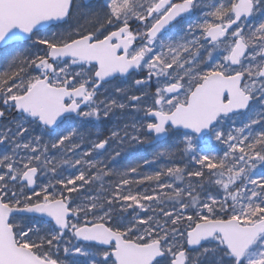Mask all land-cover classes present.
I'll list each match as a JSON object with an SVG mask.
<instances>
[{"label": "snow or ice", "instance_id": "obj_1", "mask_svg": "<svg viewBox=\"0 0 264 264\" xmlns=\"http://www.w3.org/2000/svg\"><path fill=\"white\" fill-rule=\"evenodd\" d=\"M91 3L0 0V51L32 41L43 52L32 59L13 56L0 71V119L7 109L20 117L15 131H0V145H11L0 158V264H264V171H257L264 170V21L249 23L264 14V0H103L101 12L84 8ZM81 16L88 27L63 28ZM130 21L140 27L130 30ZM49 28L63 30L37 35ZM72 66L80 70L73 73ZM130 70L147 73L135 87L157 84L153 104L143 109L149 122L133 123L135 135L127 126L123 135L112 130L77 155L83 125L128 106L97 95L107 78ZM116 92L138 111L147 96ZM235 117H243L239 126ZM227 119L234 126L225 133L218 126ZM32 125L39 135L30 134ZM145 127L149 135L141 137ZM177 133L182 151L199 166L186 176V168L166 166L129 179L141 165L121 172L94 158L110 143L135 147ZM208 139L222 147V156L207 148ZM121 156L114 150L106 160L116 164ZM62 165L78 174L63 178ZM46 173L51 179L36 191L37 178ZM111 176L119 179L101 183L97 196L75 204L73 193ZM144 182L155 185L151 194L133 191ZM145 210L152 214L140 218ZM29 216L35 218L31 225L18 223ZM37 220L55 228L41 235ZM66 233L71 239L61 259Z\"/></svg>", "mask_w": 264, "mask_h": 264}, {"label": "rangeland", "instance_id": "obj_2", "mask_svg": "<svg viewBox=\"0 0 264 264\" xmlns=\"http://www.w3.org/2000/svg\"><path fill=\"white\" fill-rule=\"evenodd\" d=\"M103 3V0H100L99 2V5L97 7L98 10H102L101 8V5ZM196 16H199V12L197 11L195 13ZM129 23H132L133 26V31L137 30L140 26L138 25L137 22L135 21H130ZM182 24H185L186 26V22L185 21H182L181 22ZM142 30V29H141ZM197 35H199V32L196 33ZM42 51V50H41ZM224 53H221L220 54V58H222V55ZM207 55V52L202 50V53H201V58L205 57ZM80 69L76 66H72L71 68V72H76V71H79ZM147 75L146 73V70L145 71H140L139 75L137 78H129V79H125V80H121V81H114L108 85H105L103 86L100 90L101 92V95L105 94V93H111L113 94V92L116 91V88H122V87H125V86H128V85H132L133 89H136V90H139L138 92V95H143V94H147L146 96V103H144L143 101H140V104L142 107H147V106H150L153 104V100L150 99L149 97V91L152 90V89H155L157 87V84L156 83H152L150 86H145V87H135L134 86V81L138 78H141V77H145ZM153 84H155V87H153ZM101 95H99L98 99L100 98L101 99ZM1 109L2 110H5L3 109V106L0 105ZM86 110V109H84ZM114 111H119V109H116ZM12 112L13 110L12 109H7L6 110V116H10V119L6 122H3L0 124V131H3L5 128H9L11 127L13 129V131H15V124L18 123L20 121V117L18 115H12ZM144 116V114H143ZM243 119V117H237L235 119V126H239L240 124V121ZM106 119L102 118L100 121H96L94 122V124L92 126L90 125H83L81 127V131L83 132V134L85 135V140L86 138H91V140H95L97 139L98 137V134L100 133L101 129L100 127L98 126V124H96L97 122H103L105 121ZM234 126L233 124V119H227L225 120L224 122H222L221 125H219L218 127H220L225 133L228 132L230 130V128H232ZM98 127V128H97ZM30 134L31 135H39L40 134V129L37 128L35 125H32L30 127V130H29ZM176 134H171L170 137H169V141L168 142H164L163 145L156 149V151L154 152L153 151V155L152 157L154 158L158 153L160 152H164L166 153L165 156H162L160 157L158 160H156L155 163H149L147 165L144 164V167H143V171H141L144 175H149V174H153L155 171H158L160 170L161 168H164L166 166H169L170 165V161L171 159H169V151L170 149L173 147L174 143L176 144L178 141H180L179 139H176L175 137ZM28 139V136H25L21 142H23L24 140H27ZM45 140H47L48 138L47 137H44ZM86 142V141H85ZM85 142H82V145H81V148L77 150V155H79L80 153L86 151L84 149V144ZM207 143V148L211 147L212 145L215 146L217 148L218 151L221 152V154H223V149L222 147L214 140V139H208L206 141ZM205 145V141L204 143L202 144V146ZM212 146V147H213ZM11 147V145H0V158H2L3 154H5V152L7 151V149H9ZM121 147H124L127 151H125L124 153H122V155H128L129 153H132L136 158L138 157H141L142 155H144V152H142V146L141 145H137L135 147H129L128 144L125 142L123 145H117L116 143H110L107 147V149L102 152L101 155H97L95 156L94 158L97 159V160H105L106 162V165H107V160L106 158L109 156L110 153H114V150H120ZM182 147L184 149L185 147V144L182 142ZM10 154V153H9ZM21 155H23V153H21ZM68 157H72L73 159H75V157L72 156V153H67L66 154ZM185 157H189L187 154L184 155ZM222 156V155H221ZM186 157V158H187ZM50 158H51V154H50ZM153 158L151 159H148L149 161L153 160ZM190 158V164L192 165L191 162L192 159L191 157ZM132 159H134V157H132ZM110 167H115L111 162H109L108 164ZM193 166V165H192ZM64 171L62 173V177L67 179V178H74V176L76 174H78L77 172H75L73 169L71 168H68L67 166L65 165H62L61 166ZM79 167V166H77ZM194 167V166H193ZM118 169V167H116ZM0 171H3V170H0ZM95 171V170H93ZM258 172H261V171H264L262 169H257ZM205 175L207 176L208 175V171H205L204 172ZM136 177H138V174L136 175ZM49 179H51V174L50 173H46L45 175L43 176H39L37 178V184H36V187H35V190L36 191H40V187L43 185V184H46L49 182ZM167 179V178H166ZM194 181H198L199 178H192ZM79 183V182H78ZM101 183H103V185L106 187V184L104 183V180L103 182L101 181H97L95 184L93 185H85L83 188H80L78 190V192L76 193V196L72 199L73 201L75 202V204H81L83 202H86V198L87 197H95L98 195V192L97 190L101 187ZM177 184H179V182H176ZM181 187L183 185H180ZM60 186L57 185V188H59ZM155 187V186H154ZM153 187V188H154ZM152 188V189H153ZM17 192L20 191V185H19V182H17V186H16V189H15ZM211 191L215 192L216 191V186H213L211 189ZM152 192H150L149 194H151ZM27 195H31L32 193H26ZM75 194V193H73ZM65 195H67V193H65ZM203 195V194H201ZM222 195V193H221ZM75 204L73 206H75ZM171 205V202H166L165 205H163L164 207L169 208ZM116 213L119 214L120 212V207L118 206L117 209H115ZM152 213L151 212H148L147 210H145L144 212H140L139 213V216L140 218H145L147 215H151ZM127 215L129 216V218H131V215H132V210H129ZM72 219V222H76V218H71ZM89 219H91V217H89ZM34 219H23L22 221H20L18 219V223H22V225H31L32 222H33ZM37 223V226L40 227L42 229L41 231V235H44L45 232L49 229H54V227L49 223H45L44 221L42 220H37L36 221ZM79 223L83 224L84 223V217L81 216L80 217V220H79ZM71 239V233H66L65 234V237H64V241L61 243L60 245V252L58 253V255L60 256L61 259H66V257L64 256V253H63V247L65 246V244L67 243V241ZM72 243L73 244H77L78 242H76L74 239H72ZM78 246H84L83 244H80L78 243ZM190 256H195L196 255V250L192 251L191 253H189ZM164 262V261H162ZM165 262L167 263V261L165 260Z\"/></svg>", "mask_w": 264, "mask_h": 264}, {"label": "trees", "instance_id": "obj_3", "mask_svg": "<svg viewBox=\"0 0 264 264\" xmlns=\"http://www.w3.org/2000/svg\"><path fill=\"white\" fill-rule=\"evenodd\" d=\"M99 5L98 3H93L91 5H84V8L87 10L89 7L91 8L92 11H97V12H101L102 10H98L97 7ZM77 24L79 25H84L85 27H88V17L86 16H81L79 18H73L71 20H69L68 24L64 25L63 28H67L68 25H72L73 27H75ZM131 25V23H130ZM63 30L62 28H51L45 32H41L38 33L37 35L40 36H45V35H51L52 32L55 31H61ZM33 39H35V37H33ZM37 55H43V52L41 51L40 48L36 47L33 45L32 41H29L27 43L24 44H16L12 49H4L3 51H0V71H3L4 69H6L10 59L13 56L16 57H20V58H27V59H32ZM204 58V57H203ZM202 58V59H203ZM202 67H204L202 65ZM31 75H35L37 74L35 72V70H32L30 72ZM138 76H134L133 78H137ZM131 79V78H130ZM121 89H126L128 90V94L132 95H138L139 90L133 89L132 85H128L125 87H122ZM109 97H113L119 100V102L122 103H127L128 106L123 109V110H119V111H115V114L111 117L106 119L103 122H107V123H111L113 126L110 127H103L102 130L104 132H111L112 130H119L121 132V135H123V130L125 129V126H127V131L129 133H131L132 135H135L136 133L133 131L131 125L133 123H136L138 126L143 124L145 125L147 123L146 119L144 118L143 114V109L144 107L141 106L140 102L138 105V108L140 109L139 111L137 110V107H133L132 103L127 101V98L125 96H122L121 94L117 93L116 91L113 92V94L111 93H105L101 96L100 100H105L106 98ZM237 117H235L236 119ZM110 124V125H111ZM139 135L141 137L145 136L144 130L142 132L139 133ZM176 139H179L180 141H178L176 144L174 143L173 147L170 149L169 151V159H171V161L169 162L170 165L169 166H180V167H184L186 168V172H185V176L187 175L188 171H196L199 169V166L196 165L194 162H191L190 164V156L189 157H185L184 155H186L182 150V142H183V137L180 134H176L175 135ZM169 141V138L166 142ZM163 145V144H162ZM162 145H160L159 147L155 146L152 147L151 150L149 151V153L142 155L141 157L136 158L132 153H129L128 155H122L121 158L119 159V162L116 164H113L115 167H110L108 164L110 161H107V167L109 168H114L117 169L116 167H118L117 170L123 172L126 171L127 168L129 167H135L137 165H141V167L138 169V172L135 174H129V179H140L142 176H144V174L141 172L143 171V167H144V160H148L153 158V151L155 152L156 149L160 148ZM200 145V144H199ZM201 147H203L202 145H200ZM213 146V145H212ZM209 147L208 149L210 151H212L213 154L215 155H222L220 151L217 150V148L215 146L213 147ZM120 150L122 151V153H124L125 151H127L124 147H121ZM132 157H134V159H132ZM128 159L126 163H122L123 159ZM208 171L207 169L203 170ZM138 174V177H136V175ZM195 178V177H194ZM119 177L116 176H111V177H105L104 178V183L106 184V187L112 182V181H116L118 180ZM154 184H149L148 182H144L143 184H139L136 185L133 188V191H139V192H145L148 191L149 193L152 192V188L154 187ZM76 196L75 194H72V197L74 198ZM119 206V204H117L115 206V209H117ZM186 214H191V212H188ZM164 262H162V264H167L165 262V260H162Z\"/></svg>", "mask_w": 264, "mask_h": 264}, {"label": "flooded vegetation", "instance_id": "obj_4", "mask_svg": "<svg viewBox=\"0 0 264 264\" xmlns=\"http://www.w3.org/2000/svg\"><path fill=\"white\" fill-rule=\"evenodd\" d=\"M260 21H264V14H260V15H257V16H255V17H253L251 20H249V23L251 24V23H259ZM130 27H132V26H130ZM234 30V29H233ZM202 59V58H201ZM153 87H155V84H153ZM154 90L155 89H152V90H150L149 91V98L150 99H152L153 100V95H154ZM101 90H99L98 91V95H97V99H98V97H99V95H101V92H100ZM102 96V95H101ZM100 96V97H101ZM98 100H100V98L98 99ZM141 101H143L144 103H146V98L145 99H143V100H141ZM147 122H149L148 120H146ZM96 124H98V126L100 127V129H101V131H100V133L98 134V137L99 138H101V139H103V138H105V137H107V136H109L110 135V132H104L103 130H102V128L103 127H110V126H113L111 123V125L109 124V123H107V122H97ZM146 125V124H145ZM98 128V127H97ZM144 133H145V136L146 135H149L148 133H147V130H146V127H145V129H144ZM86 142H85V144H84V149L87 151V150H89V148H90V141H91V138H86V140H85ZM163 143H159V144H156V145H154V146H149V144H146V145H141L142 146V152H144L145 154H147V153H149V151L151 150V148L152 147H155V146H157V147H159L160 145H162ZM105 151V150H104ZM103 151V152H104Z\"/></svg>", "mask_w": 264, "mask_h": 264}, {"label": "water", "instance_id": "obj_5", "mask_svg": "<svg viewBox=\"0 0 264 264\" xmlns=\"http://www.w3.org/2000/svg\"><path fill=\"white\" fill-rule=\"evenodd\" d=\"M96 1H98V0H92V2H96ZM85 5H87V4H85ZM130 30H131V28H130ZM41 31H44V30H41ZM40 31V32H41ZM25 42H28V41H21V42H18L17 44H22V43H25ZM137 73H139V71H136V70H130V74H127V75H120V74H114V76L113 77H110V78H107V81L105 82V83H103V85L104 84H107V83H109V82H112L113 80H115V79H125V78H127L128 76H130L131 74H137ZM82 108H83V106H82ZM13 115H18L15 111H13ZM8 118L5 116L4 118H2V119H0V123L1 122H3V121H5V120H7ZM179 132L180 133H182L183 132V130L181 129V130H179ZM167 139V138H166ZM166 139H162L161 141H159V142H156V143H150L149 145L150 146H153V145H156V144H158V143H161V142H163V141H165ZM203 141L204 140H201V141H198L199 143H203ZM35 186L36 185H34V188H35ZM29 191V190H28ZM29 217H31V216H29ZM49 222H51V221H49ZM53 225H54V222H51ZM54 227H55V225H54ZM79 243H82V244H84V242H79ZM195 249H192L191 251H194ZM190 251V252H191Z\"/></svg>", "mask_w": 264, "mask_h": 264}, {"label": "bare ground", "instance_id": "obj_6", "mask_svg": "<svg viewBox=\"0 0 264 264\" xmlns=\"http://www.w3.org/2000/svg\"><path fill=\"white\" fill-rule=\"evenodd\" d=\"M127 160H128V159H125V158H124V159L122 160V161H123L122 163H126V162H127Z\"/></svg>", "mask_w": 264, "mask_h": 264}]
</instances>
